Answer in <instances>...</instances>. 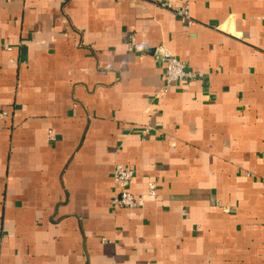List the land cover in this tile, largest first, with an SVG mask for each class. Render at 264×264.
Wrapping results in <instances>:
<instances>
[{
	"label": "crops",
	"instance_id": "crops-1",
	"mask_svg": "<svg viewBox=\"0 0 264 264\" xmlns=\"http://www.w3.org/2000/svg\"><path fill=\"white\" fill-rule=\"evenodd\" d=\"M162 47L203 77L165 88ZM0 243V264H264V0H0Z\"/></svg>",
	"mask_w": 264,
	"mask_h": 264
},
{
	"label": "built area",
	"instance_id": "built-area-1",
	"mask_svg": "<svg viewBox=\"0 0 264 264\" xmlns=\"http://www.w3.org/2000/svg\"><path fill=\"white\" fill-rule=\"evenodd\" d=\"M177 13L182 16V18L185 19L187 22L192 23L187 8H180L177 10ZM130 47L134 50H141L140 45L137 44L136 39L134 37H131ZM7 49H10V47H8ZM155 58L156 60L161 61L166 65L165 88L180 81L195 80L196 78L203 77L202 73L188 70L187 65L183 61L178 59L170 50L165 47L161 48L160 52L156 54ZM1 115L7 116V113H2ZM147 132L148 130L143 131V133ZM133 179L134 170L126 168L121 164L115 166L114 181L119 186L120 191L112 201V205L114 208H135L140 204L141 200H139L129 190V186ZM148 191L151 196L155 197L158 192L157 183H150Z\"/></svg>",
	"mask_w": 264,
	"mask_h": 264
}]
</instances>
